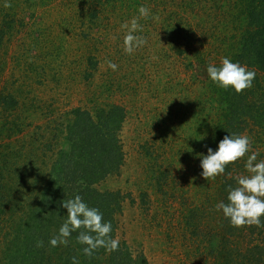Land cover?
<instances>
[{
  "label": "trees",
  "instance_id": "trees-1",
  "mask_svg": "<svg viewBox=\"0 0 264 264\" xmlns=\"http://www.w3.org/2000/svg\"><path fill=\"white\" fill-rule=\"evenodd\" d=\"M38 1L33 6L55 0ZM215 2L230 25L220 37V22H206L213 0H172L181 14L170 12L167 20L143 28L158 31L193 73L196 66L208 72L206 79L194 77L191 133L185 140L190 147L180 148L189 160L199 153L200 164L190 163L188 177L182 168H159L155 190L177 207L192 264H264V0ZM65 3L95 30L110 21L125 26L146 11V20L158 19L157 6H168L166 0ZM18 24L16 13L1 12L0 53ZM203 38L221 45L212 50L201 44ZM124 53L129 57L128 50ZM213 53L219 61L209 60ZM104 54L111 57L107 49ZM2 67L0 54V80ZM5 88H0V264H148L118 236L127 196L98 189L123 165L118 133L125 110L99 107L93 116L89 109L74 108L59 130L63 140L34 139L39 152L25 157L22 145H13L24 127L14 116L17 102ZM141 151L152 163L162 160L147 155L150 147ZM144 198L141 194L142 203Z\"/></svg>",
  "mask_w": 264,
  "mask_h": 264
},
{
  "label": "rangeland",
  "instance_id": "rangeland-1",
  "mask_svg": "<svg viewBox=\"0 0 264 264\" xmlns=\"http://www.w3.org/2000/svg\"><path fill=\"white\" fill-rule=\"evenodd\" d=\"M34 1L39 2L0 0V16L2 11L16 13L19 21L0 53L4 70L0 88L6 87L16 100L14 116L24 127L21 134L15 135L13 145H22L25 157H29L30 151L39 152V142L34 139L59 136L63 140L59 130L74 108L89 109L94 116L99 107L121 106L125 120L118 138L124 162L117 174L98 186L101 191H119L127 196L119 217V239L143 253L148 264H192L177 207L157 195L154 175L169 164L171 171L182 168V175L188 177L190 163L200 164L199 153L189 160L180 148L190 147L185 140L191 133L189 107L196 90L194 77L206 79L208 72L196 66L193 73L158 31L148 33L143 29L145 24L167 20L170 12L179 14V6L173 7L172 0H166L167 7L157 6L158 19L146 20V11L130 19L132 26L127 23L114 27V21H110L111 25L95 30L96 25L77 17L65 3L67 0H53L47 6H33ZM213 1L208 8L212 15L206 22L208 26L220 22L216 34L220 37L230 25L227 17L221 19L216 11L218 4ZM225 22L226 27L222 25ZM211 41L203 38L201 44L212 50L221 45H210ZM210 48L208 53L212 52ZM106 49L110 58L104 54ZM210 58L220 60L216 53ZM183 114L188 116L183 118ZM144 145L151 148L149 157L161 156L162 160L149 161L141 151ZM141 194L145 196L144 203Z\"/></svg>",
  "mask_w": 264,
  "mask_h": 264
}]
</instances>
